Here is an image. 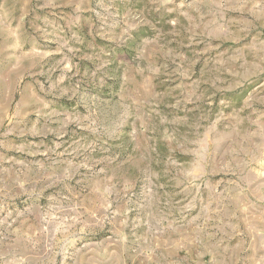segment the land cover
I'll use <instances>...</instances> for the list:
<instances>
[{
	"label": "rangeland",
	"instance_id": "obj_1",
	"mask_svg": "<svg viewBox=\"0 0 264 264\" xmlns=\"http://www.w3.org/2000/svg\"><path fill=\"white\" fill-rule=\"evenodd\" d=\"M0 264H264V0H0Z\"/></svg>",
	"mask_w": 264,
	"mask_h": 264
}]
</instances>
